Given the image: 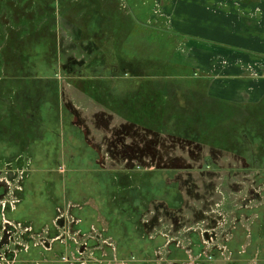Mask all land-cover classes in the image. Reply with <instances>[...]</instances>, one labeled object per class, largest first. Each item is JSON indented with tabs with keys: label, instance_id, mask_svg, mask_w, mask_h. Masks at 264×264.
I'll list each match as a JSON object with an SVG mask.
<instances>
[{
	"label": "rangeland",
	"instance_id": "1",
	"mask_svg": "<svg viewBox=\"0 0 264 264\" xmlns=\"http://www.w3.org/2000/svg\"><path fill=\"white\" fill-rule=\"evenodd\" d=\"M153 4L147 3L145 18L104 22L102 35L92 40L91 57L83 55L89 54L81 50L84 41L73 48L72 33L63 35L68 32L64 23L59 36L65 42L53 53L61 55L66 91L72 88L79 103L98 109L90 115V132L114 171L115 184L136 180L140 190L146 184L147 213L173 237L172 252L175 246L174 253L187 255L168 260L212 263L218 251L226 252L221 236L227 237L233 225L229 207L262 200L264 194L263 161L253 159V154L264 155V2L256 13L250 10L255 3L243 4L242 30L227 24L222 33L191 28L188 33L186 21L170 18L163 8L164 17L157 16ZM120 8H125L122 3ZM81 26L86 30L85 19ZM148 149L159 157L156 163ZM179 200L184 202L180 213L170 205ZM21 210L35 221L51 213L42 193L31 195ZM204 214L219 221L210 218L207 228ZM220 222L225 225L215 229ZM20 230L8 223L0 229V264L14 263L10 257ZM168 260L162 256L158 262L171 264Z\"/></svg>",
	"mask_w": 264,
	"mask_h": 264
},
{
	"label": "crops",
	"instance_id": "2",
	"mask_svg": "<svg viewBox=\"0 0 264 264\" xmlns=\"http://www.w3.org/2000/svg\"><path fill=\"white\" fill-rule=\"evenodd\" d=\"M96 1L103 3L105 17H113L116 6L119 16L138 19L147 16V3L153 1L152 10L157 16L164 17L163 8L172 13L170 18H177L180 23L186 21L182 25L188 33L190 28L198 32L222 33L227 24L239 32L242 30V5L255 3L250 10L256 13L257 5L264 2L0 0V200L12 207L10 219L3 217L2 221L22 229L19 241L14 245L15 255L10 257L13 264H117L115 260L124 264H162L158 262L162 256L167 260L187 256L174 253L175 246L172 252L170 241L173 237L161 231L162 226L155 224L157 221L147 213L140 183L126 180V186L115 184L114 171L107 168L99 141L90 132V115L97 113L98 109L92 111L79 103L72 88L66 91L61 55L56 53L57 61L52 63L36 56V50H32L36 42L44 43L49 37H54L55 50L62 49L65 40L61 41L59 34H62L60 29L65 23L68 32L63 35L72 33L73 48H78L84 41L86 45L79 48L88 49L89 54L83 55L91 57L90 51L96 44L92 40L95 39L83 36L88 26L85 21L86 30L84 26L82 28L81 21L94 18L95 14L89 13L93 8L88 6ZM37 2L40 5L35 6ZM120 3L124 9L120 8ZM32 12L36 17L30 15ZM51 17L53 21L49 24ZM228 18L233 23L227 22ZM257 22L255 19L252 25ZM247 25L250 26L249 21ZM93 31L90 26V33ZM28 51L29 56L25 55ZM43 66L41 71L35 68ZM28 69L31 72L25 73ZM23 70L24 73L19 72ZM68 93L72 97L66 101ZM80 93L91 99L92 95L87 92ZM104 110L113 114L111 109ZM253 156L254 161H264L263 154ZM260 177L264 179V172ZM124 188L127 189L122 191ZM35 193L46 196L51 211L50 217L42 221L29 218L21 210ZM135 194L138 195L136 199ZM228 213L233 225L229 226L227 237L222 231L221 242L227 248L225 254L216 252L217 257H223L224 264H264V259L259 260L264 258V194L259 201L234 203ZM210 218L219 221L218 217L204 214L202 220L207 223V228H210ZM119 225L131 226L132 232H137V240L146 241L151 248L121 253L117 249L115 234H111L112 227ZM220 225L215 229L219 230L225 224L220 222ZM129 234L125 229L124 236ZM74 242L79 247H75ZM80 247L82 251H79Z\"/></svg>",
	"mask_w": 264,
	"mask_h": 264
},
{
	"label": "trees",
	"instance_id": "3",
	"mask_svg": "<svg viewBox=\"0 0 264 264\" xmlns=\"http://www.w3.org/2000/svg\"><path fill=\"white\" fill-rule=\"evenodd\" d=\"M249 1L250 0H246V1L243 0L244 3H248ZM83 4H85V3H83ZM102 4H103L102 2L96 1V3L95 2H91L90 5L88 6V7H92L93 8V10L89 11V13H91L92 15L95 14V16H94V18H86L85 19V21H87L86 24L88 26V30L83 36H85V35L86 36H92V38H94V39L96 38V36H101L102 35L101 33L104 31L103 23L104 22L107 23L108 20L115 19V18L117 19L119 17V15H117V13L115 11H113V17H111V18L110 17H105L104 13H106V10L103 8ZM87 5L88 4H86V6ZM52 21H53V17L50 18L48 23L51 24ZM90 26L92 28H94V30H95L92 33H90ZM42 40H45V39H42ZM55 49H56V42L54 40V37H49L47 40H45L44 43L36 42V44L34 46H32V50H34V51L36 50V52H37L36 56H39L40 52H42L43 55H44V58L47 61H50L52 63L57 61L56 53H53V52L56 51ZM39 61H40V59L38 60V62ZM35 68L38 71L44 70V66L43 67H39V68L35 67ZM30 69L26 70V72H25V70L19 71V72L20 73H22V72L23 73L24 72L25 73L31 72ZM202 154L203 153H201L200 156L204 155V154L203 155ZM261 166H262V168H264V161L262 162ZM141 185L143 186V190H142L143 195L145 197H147V195H146L147 194L146 184H142L141 183ZM180 186H181V183H180ZM158 191H161V187L158 188ZM134 197L136 199V197H138V195L135 194ZM166 202L168 203L169 201H166ZM183 203L184 202L179 200L177 203H172L170 205H171V207H174L173 209H175L178 213H180L182 211V208H183L182 207ZM156 204L158 206H160V207H164V203H156ZM11 212H12V207L10 205H6L4 211H1V208H0V228L3 225L2 218L3 217H7V218L10 219L9 216L11 215ZM36 228H39V227H36ZM125 229H127L128 232H130V234L128 236H124ZM111 232H112L111 234H115V238L117 240V249H119V251L121 253H122V251L124 253H132V252L135 253V252H139L140 250H143V249L151 248V244H148L146 241L142 242V241L137 240V237H136L137 232H132V227L131 226H126V227L121 226V225H119L118 227H114L113 226ZM125 256H127V255H125Z\"/></svg>",
	"mask_w": 264,
	"mask_h": 264
},
{
	"label": "flooded vegetation",
	"instance_id": "4",
	"mask_svg": "<svg viewBox=\"0 0 264 264\" xmlns=\"http://www.w3.org/2000/svg\"><path fill=\"white\" fill-rule=\"evenodd\" d=\"M148 151L153 153V156H154V158H155L154 160H155V163H156L157 158H159V157L157 156V154H156L155 152L152 151V149H148ZM158 160H159V159H158ZM159 161H161V159H160ZM177 259H178V258H177ZM263 259H264V258L259 259L260 262H262ZM132 260H133V259H132ZM179 261H181V259H179ZM212 261H213L212 263H210V262H206L205 264H224V261H225V260H224L223 257L218 256L216 259H214V260H212ZM176 262H177V261H174L173 264H176Z\"/></svg>",
	"mask_w": 264,
	"mask_h": 264
},
{
	"label": "built area",
	"instance_id": "5",
	"mask_svg": "<svg viewBox=\"0 0 264 264\" xmlns=\"http://www.w3.org/2000/svg\"><path fill=\"white\" fill-rule=\"evenodd\" d=\"M6 205H7V203L2 201V203L0 204V206H1L0 208H1L2 210H4L5 207H6ZM6 223H8V224H12V223H10V222H8V221H5V222L3 221V225H2L1 228H3V227L5 228ZM1 228H0V229H1Z\"/></svg>",
	"mask_w": 264,
	"mask_h": 264
}]
</instances>
